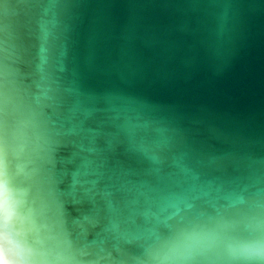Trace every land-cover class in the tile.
<instances>
[{"label":"water","instance_id":"95a60500","mask_svg":"<svg viewBox=\"0 0 264 264\" xmlns=\"http://www.w3.org/2000/svg\"><path fill=\"white\" fill-rule=\"evenodd\" d=\"M0 246L264 264V0H0Z\"/></svg>","mask_w":264,"mask_h":264},{"label":"clouds","instance_id":"9594fccd","mask_svg":"<svg viewBox=\"0 0 264 264\" xmlns=\"http://www.w3.org/2000/svg\"><path fill=\"white\" fill-rule=\"evenodd\" d=\"M0 264H12V261L7 258L2 246H0Z\"/></svg>","mask_w":264,"mask_h":264}]
</instances>
